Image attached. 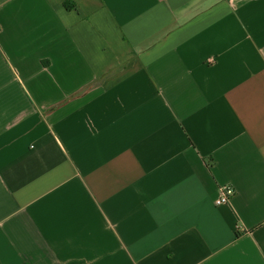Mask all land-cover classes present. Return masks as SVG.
I'll return each instance as SVG.
<instances>
[{
    "label": "crops",
    "instance_id": "crops-1",
    "mask_svg": "<svg viewBox=\"0 0 264 264\" xmlns=\"http://www.w3.org/2000/svg\"><path fill=\"white\" fill-rule=\"evenodd\" d=\"M0 264H264V0H0Z\"/></svg>",
    "mask_w": 264,
    "mask_h": 264
},
{
    "label": "built area",
    "instance_id": "built-area-1",
    "mask_svg": "<svg viewBox=\"0 0 264 264\" xmlns=\"http://www.w3.org/2000/svg\"><path fill=\"white\" fill-rule=\"evenodd\" d=\"M232 195L233 189L231 187L222 188L219 197L214 201L215 206L227 205Z\"/></svg>",
    "mask_w": 264,
    "mask_h": 264
},
{
    "label": "trees",
    "instance_id": "trees-1",
    "mask_svg": "<svg viewBox=\"0 0 264 264\" xmlns=\"http://www.w3.org/2000/svg\"><path fill=\"white\" fill-rule=\"evenodd\" d=\"M65 7H66V9H69V7H68V4H67V3H65Z\"/></svg>",
    "mask_w": 264,
    "mask_h": 264
}]
</instances>
